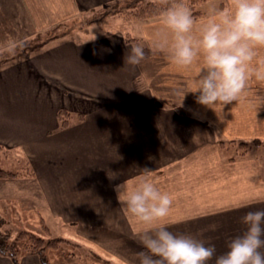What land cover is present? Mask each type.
<instances>
[{
	"label": "crops",
	"instance_id": "crops-1",
	"mask_svg": "<svg viewBox=\"0 0 264 264\" xmlns=\"http://www.w3.org/2000/svg\"><path fill=\"white\" fill-rule=\"evenodd\" d=\"M122 2L0 0V58L54 28L59 34L0 63V153L26 160L41 204L30 211L103 253L105 264H126L141 246V225L120 205L114 185L134 180L144 166L172 194L168 227L203 238L219 253L243 230V214L264 208V148L239 147L264 139V80L252 77L245 93L224 105L221 120L192 92L180 105L177 90L191 83L199 64L178 65L150 50L159 19L137 24L149 56L124 63L135 42H127V23L99 21ZM61 109L71 115L65 128ZM0 264L44 263L30 253L14 263L0 252Z\"/></svg>",
	"mask_w": 264,
	"mask_h": 264
},
{
	"label": "clouds",
	"instance_id": "clouds-1",
	"mask_svg": "<svg viewBox=\"0 0 264 264\" xmlns=\"http://www.w3.org/2000/svg\"><path fill=\"white\" fill-rule=\"evenodd\" d=\"M148 47L178 65L197 62L191 83L177 90L180 105L192 92L196 103L213 109L221 120L224 105L238 100L252 77L264 80V60H258L264 49V0H230L199 20L185 0H171ZM145 56V45L134 42L123 59L137 65ZM141 168L134 180L114 185L120 205L141 225L135 234L141 246L125 258L126 264H206L213 257V264H264V208L247 210L243 230L217 253L203 238L168 227L172 194L151 178L150 168Z\"/></svg>",
	"mask_w": 264,
	"mask_h": 264
},
{
	"label": "rangeland",
	"instance_id": "rangeland-1",
	"mask_svg": "<svg viewBox=\"0 0 264 264\" xmlns=\"http://www.w3.org/2000/svg\"><path fill=\"white\" fill-rule=\"evenodd\" d=\"M222 2L223 0H210L201 6L200 9L205 15H208L214 9L221 7L220 4ZM130 4L129 0H123L122 3H118L117 6L104 13L101 16L103 20L101 21L100 19L99 21L103 26L111 23L118 26L115 23H119V27L120 25L122 27L124 23H127V32L131 33L133 38H137L135 42L143 43L137 31V24L141 20H128L127 18ZM98 15L100 16L101 14ZM98 15L95 16L98 17ZM156 19L160 18L153 20ZM84 23L86 24V21L77 23L76 28L85 25ZM3 59L0 58V63ZM178 111L182 112V109ZM251 143L259 144L264 148V139H261L245 142L242 149H245ZM231 153L233 152L231 151ZM0 169L15 174L11 179L0 180V232L8 234L9 242H13L18 237V234L24 232L34 234L35 238H40L43 241L61 238L63 240L61 243H56L53 249L44 251L46 263L48 260H54L57 263L64 264H105L103 253H97L88 248L85 245L86 243L79 238H67V234H64L65 231L63 232L61 228L48 220L43 223L42 220H39L38 215L35 216L30 211L31 207L34 206L36 208L41 206V204L36 199L37 188L31 180V171L24 157L21 155L17 156L15 152L3 150L0 153Z\"/></svg>",
	"mask_w": 264,
	"mask_h": 264
},
{
	"label": "trees",
	"instance_id": "trees-1",
	"mask_svg": "<svg viewBox=\"0 0 264 264\" xmlns=\"http://www.w3.org/2000/svg\"><path fill=\"white\" fill-rule=\"evenodd\" d=\"M131 2V6L127 11L128 20H153L155 18H160L161 11L168 6L171 0H129ZM210 0H185L187 5L190 7L191 12L197 20L201 19L205 16V13L200 9L206 2ZM222 6V3L220 4ZM57 28L52 29L48 34L44 37L35 36L32 39H29L25 42H22L16 45L10 54L4 55V59L1 63H6L10 59L15 57L22 56L27 53H31L39 50L43 47L47 42L55 39L59 34L56 33ZM127 42H133L137 39L131 37L129 34L126 35ZM28 42V43H27ZM145 52L147 58L149 56V49L145 45ZM143 58V59H145ZM70 113L66 110H59L57 112V119L59 120V125L61 128H65L68 125V119L70 117ZM244 143H240L239 147H243ZM15 174H11L0 169V180L3 179H11ZM47 229V228H46ZM8 234H2L0 232V252L11 258L14 263H18L20 257L25 253L36 254L39 256L41 261L45 264L46 259L43 254L45 250L53 249L56 243H61L63 240H48L43 241L40 238H35L34 234L24 232L18 234V237L14 239L13 242L8 241Z\"/></svg>",
	"mask_w": 264,
	"mask_h": 264
}]
</instances>
